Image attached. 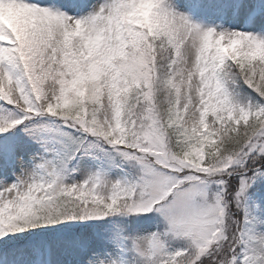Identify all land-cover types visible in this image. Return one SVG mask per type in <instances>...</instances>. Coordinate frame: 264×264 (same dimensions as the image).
Listing matches in <instances>:
<instances>
[{"label":"snow or ice","instance_id":"snow-or-ice-1","mask_svg":"<svg viewBox=\"0 0 264 264\" xmlns=\"http://www.w3.org/2000/svg\"><path fill=\"white\" fill-rule=\"evenodd\" d=\"M0 264H264V0H0Z\"/></svg>","mask_w":264,"mask_h":264}]
</instances>
